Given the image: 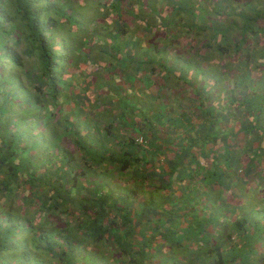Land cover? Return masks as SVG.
<instances>
[{"label":"trees","instance_id":"obj_1","mask_svg":"<svg viewBox=\"0 0 264 264\" xmlns=\"http://www.w3.org/2000/svg\"><path fill=\"white\" fill-rule=\"evenodd\" d=\"M0 264H264V0H0Z\"/></svg>","mask_w":264,"mask_h":264},{"label":"rangeland","instance_id":"obj_2","mask_svg":"<svg viewBox=\"0 0 264 264\" xmlns=\"http://www.w3.org/2000/svg\"><path fill=\"white\" fill-rule=\"evenodd\" d=\"M96 71V70H95ZM147 102V104L146 105H148L149 103H148V101H146ZM66 145H68L69 147H70V149L72 150V151H74V148L71 146V141H69V143H66ZM74 156L75 157H77V158H79V152L77 153V152H74Z\"/></svg>","mask_w":264,"mask_h":264}]
</instances>
